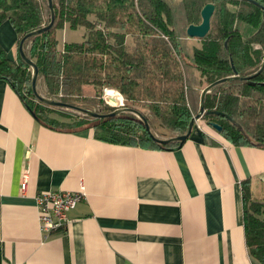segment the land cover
Here are the masks:
<instances>
[{
	"label": "crops",
	"instance_id": "0c3cea01",
	"mask_svg": "<svg viewBox=\"0 0 264 264\" xmlns=\"http://www.w3.org/2000/svg\"><path fill=\"white\" fill-rule=\"evenodd\" d=\"M17 41L0 22L13 59ZM246 179L263 199L264 146L233 145L202 119L175 149L110 144L42 126L0 80V264H251ZM81 186L66 226L44 238L36 196Z\"/></svg>",
	"mask_w": 264,
	"mask_h": 264
},
{
	"label": "trees",
	"instance_id": "16d2710c",
	"mask_svg": "<svg viewBox=\"0 0 264 264\" xmlns=\"http://www.w3.org/2000/svg\"><path fill=\"white\" fill-rule=\"evenodd\" d=\"M46 3L47 0H0V22L8 21L13 27L18 36L17 48L24 35L50 22ZM52 3L55 16L52 28L23 44L25 55L37 66V78H42L49 99L73 105L83 99L82 87L91 85L101 114H107L112 107L100 97L103 89L113 88L122 95L126 107L141 113L148 122L157 119L171 136L187 132L192 114L178 59L180 47L166 2L52 0ZM208 3L215 6L212 16L215 35L212 37L209 32L202 39V47L194 49L193 65L207 85L232 79L209 90L202 118L206 124L220 126L219 133L214 131L233 145L264 146V69L250 80L233 79L253 76L262 66L264 0H183L188 25L201 22L200 11ZM228 5L239 9L231 11ZM65 26L84 28V40L65 42L59 48L56 31ZM128 38L132 44L126 43ZM253 44L262 48L253 49ZM32 75V68L19 54L13 59L0 45V80L8 83L42 126L65 132L90 130L99 141L123 146L146 149L180 146L179 142L155 143L143 122L130 112L94 118L45 105L33 94ZM104 97L115 104L110 97ZM241 192L246 246L253 264H264V198L252 195L248 179L242 181Z\"/></svg>",
	"mask_w": 264,
	"mask_h": 264
},
{
	"label": "rangeland",
	"instance_id": "374dc122",
	"mask_svg": "<svg viewBox=\"0 0 264 264\" xmlns=\"http://www.w3.org/2000/svg\"><path fill=\"white\" fill-rule=\"evenodd\" d=\"M163 1L166 2L171 9V15H172L171 28L174 30L175 36L177 37V43L180 47V55L178 56V59H179L183 77H184V88H185L186 101L188 103L189 110L193 117L198 112V109H199L201 92L206 86H208L206 82L200 77V73L197 71V69L193 65L194 49H199L202 47V40L189 38L186 34V29L188 27V24L186 21L183 0H163ZM47 5L48 3H46L45 6L47 7ZM228 7L231 11H235L239 9L238 7L235 8L230 5H228ZM214 21H215V17H213L211 20V27L209 31L210 36L212 37L215 35V30H216ZM85 34H86V31L82 27H79L77 29H71L68 26H65L62 29H58L56 31L58 47L62 48L65 42L67 43L81 42L84 40L86 36ZM161 38L167 41V37L162 34H161ZM126 43L132 44L131 38H128L126 40ZM256 48H262V47L259 46L258 44H253V49H256ZM36 90L40 96L48 98L47 95L45 94L43 80L40 77L37 78V81H36ZM81 93H82L83 99L78 100L77 102H73L72 104L74 106L87 110V111H94L97 113L103 112L101 110L102 108L100 107L99 103L96 102L97 100L93 99L95 96V89L93 86L84 85L82 87ZM104 96L110 97L114 101L115 104L108 103V101L105 99ZM100 98L103 99V101L107 103L108 106L110 105L112 107L111 111H114L117 108L115 106L116 101L114 97L110 94L104 95V89L102 90ZM123 103H124V107H126L124 100H123ZM126 108H129V107H126ZM201 119L204 123H206L205 119L203 118ZM148 125L153 135H155L158 138L167 139L170 137H174V136H171L170 131L161 127L159 121L155 118L150 119V121L148 122Z\"/></svg>",
	"mask_w": 264,
	"mask_h": 264
},
{
	"label": "water",
	"instance_id": "95a60500",
	"mask_svg": "<svg viewBox=\"0 0 264 264\" xmlns=\"http://www.w3.org/2000/svg\"><path fill=\"white\" fill-rule=\"evenodd\" d=\"M47 3H48L47 8L50 11V22L46 26L41 27L40 29H37L35 31L29 32L26 35H24L21 38L19 45H18V54H19L20 58L24 61V63L26 65L30 66L33 70V75H32V80H31V88H32L33 94L35 95V97L38 101L44 103L45 105H48L51 107H60V108H65V109H69V110H74V111H77L79 113H82L84 115L91 116L94 118L113 117V116H116V115L123 113V112H131V113L137 115V117L143 122V125H144L146 132L148 133L150 138L155 143H158L159 145H166V144H169L172 142H179L181 145L190 136L195 121L201 119L204 116V114L206 113L205 108H204V99H205L206 94L209 92V90L213 86H215L216 84H219V83H222L225 81H229L230 79H232V78H224V79L216 81L213 84L206 86L201 92L198 112L192 117L191 121L189 122L187 132L184 135H175L174 137H170L167 139H161V138H158L155 135H153L150 131L148 122L144 119V117L141 115V113H139L138 111H135L133 109L124 107V103H123L124 99H123L122 95L117 90H115L113 88L104 89V95L105 94L112 95L116 101L115 106L117 107L114 111H112L111 113H107V114H101V113H97L94 111H87V110L78 108V107L71 105V104H67L64 102L56 101L54 99H48V98L42 97L37 93V90H36V81H37V77H38L37 66L35 65V63L33 61H31L25 55V52L23 49V44H24L25 40H27L28 38L40 35V34L46 32L52 28L54 20H55L53 3H52V0H47ZM214 10H215L214 4L208 3V4L204 5V7L200 11L201 22L198 25H193V24L188 25V27L186 29V34L189 38L202 40L206 37V35L210 31L211 18L213 16ZM263 69H264V59H263L262 66H261L260 70L256 74H254L253 76H250V77H233V79L250 80L254 76H256L259 72H261ZM211 113L219 114L217 112H211ZM207 125L209 127H211L213 130H215L217 133H219L221 131V127L214 124V123H208ZM235 125L238 128H240L237 124H235Z\"/></svg>",
	"mask_w": 264,
	"mask_h": 264
},
{
	"label": "built area",
	"instance_id": "2783aa9c",
	"mask_svg": "<svg viewBox=\"0 0 264 264\" xmlns=\"http://www.w3.org/2000/svg\"><path fill=\"white\" fill-rule=\"evenodd\" d=\"M26 173L23 174L21 188L26 186ZM85 199L83 186L79 190L47 191L39 193L36 200L38 227L44 238L61 231L68 222V213ZM253 264V263H251Z\"/></svg>",
	"mask_w": 264,
	"mask_h": 264
}]
</instances>
